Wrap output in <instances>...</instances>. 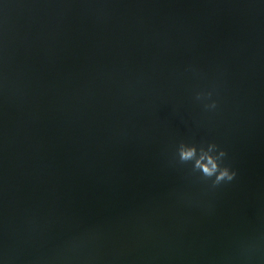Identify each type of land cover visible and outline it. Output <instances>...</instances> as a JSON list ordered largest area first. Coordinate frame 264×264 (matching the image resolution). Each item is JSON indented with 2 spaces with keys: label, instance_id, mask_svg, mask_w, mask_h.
Masks as SVG:
<instances>
[{
  "label": "water",
  "instance_id": "obj_1",
  "mask_svg": "<svg viewBox=\"0 0 264 264\" xmlns=\"http://www.w3.org/2000/svg\"><path fill=\"white\" fill-rule=\"evenodd\" d=\"M0 264H264V0H0Z\"/></svg>",
  "mask_w": 264,
  "mask_h": 264
},
{
  "label": "clouds",
  "instance_id": "obj_2",
  "mask_svg": "<svg viewBox=\"0 0 264 264\" xmlns=\"http://www.w3.org/2000/svg\"><path fill=\"white\" fill-rule=\"evenodd\" d=\"M212 96L211 90L195 93V99L202 102L206 110L217 108L218 102ZM226 155V150L214 141L180 140L174 150V157L180 164L187 166L201 180L210 182L213 188L233 181L237 175L236 170L225 162Z\"/></svg>",
  "mask_w": 264,
  "mask_h": 264
}]
</instances>
